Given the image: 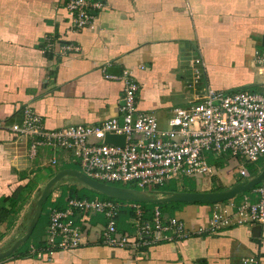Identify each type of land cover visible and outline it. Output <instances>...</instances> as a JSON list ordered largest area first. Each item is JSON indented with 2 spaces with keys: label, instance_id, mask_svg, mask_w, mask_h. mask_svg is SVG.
<instances>
[{
  "label": "crops",
  "instance_id": "obj_1",
  "mask_svg": "<svg viewBox=\"0 0 264 264\" xmlns=\"http://www.w3.org/2000/svg\"><path fill=\"white\" fill-rule=\"evenodd\" d=\"M101 2V9L92 12L91 27L76 31L62 0H0V250L23 235L37 190L56 171L78 167L64 151L44 148L36 157H27V142L9 129L20 120L24 105L39 114L46 130L95 125L119 115L123 82L104 75L120 77L129 71L139 84L137 108L153 112L165 127L170 109L192 100L203 84L217 91H252L263 80L254 51L264 47V0ZM47 39L72 43L79 50L45 53ZM197 57L203 64L201 78L195 81L191 62ZM53 157L57 165L50 163ZM209 162L217 174L205 190L197 185L195 190L229 187L242 180L230 170L227 157ZM68 180L59 186L78 191L83 187ZM246 195L256 199L251 189L217 204L180 205L173 215L194 230L206 223L212 210L234 208ZM125 212L118 228L129 231ZM91 221L102 223L103 218L91 215ZM87 240L79 248L56 251L49 260L37 258L34 246L25 253L19 247L0 264H239L246 257L264 264V223L161 243L137 255L99 245L92 237Z\"/></svg>",
  "mask_w": 264,
  "mask_h": 264
},
{
  "label": "built area",
  "instance_id": "obj_2",
  "mask_svg": "<svg viewBox=\"0 0 264 264\" xmlns=\"http://www.w3.org/2000/svg\"><path fill=\"white\" fill-rule=\"evenodd\" d=\"M62 4L70 26L76 31L91 27L92 12L103 6L101 0H62ZM42 50L65 55L79 48L47 39ZM254 60L263 77L257 90L224 92L203 84L192 100L170 109L165 127L159 125L153 112L137 108L139 84L129 71H124L120 77L104 75L123 82L118 117L95 125L78 123L46 130L39 114L24 105L20 120L9 129L27 142L28 158L36 157L44 148L64 151L86 176L110 184H132L136 189L156 191L169 182L178 181L182 185L188 179L204 187L217 174L210 158L220 157H227L230 170L246 180L251 177L246 165L264 156V47L255 49ZM191 64L198 81L202 60L197 57ZM106 135H122V144L105 142ZM50 163L57 165L56 158ZM60 192L61 189L51 191V203L56 202ZM252 192L256 199L246 195L234 208L214 209L206 223L194 230L176 216L165 214L157 204L147 210L140 203L122 204L112 198H66L63 208H49L45 244L31 251L37 258L49 260L56 251L79 248L92 237L99 245L137 255L161 243L214 234L231 226L261 224L264 181ZM123 207L132 210L129 231L117 226ZM91 215H101L103 222L91 223ZM239 264L259 263L255 257H246Z\"/></svg>",
  "mask_w": 264,
  "mask_h": 264
},
{
  "label": "water",
  "instance_id": "obj_3",
  "mask_svg": "<svg viewBox=\"0 0 264 264\" xmlns=\"http://www.w3.org/2000/svg\"><path fill=\"white\" fill-rule=\"evenodd\" d=\"M262 46H264V37ZM122 135H106L105 142L122 144ZM66 179L76 181L82 186L94 190L108 198L136 202L141 204H157L176 202L185 204H217L228 201L243 194L264 181V166L254 175L246 180H241L229 187L212 191H169L156 190L147 191L133 187L118 186L102 181H97L86 176L80 170L75 168H62L44 185L37 190V197L31 205L29 220L22 236L9 242L4 249L0 250V260L12 255L21 247L31 236L42 213L43 204L47 201L51 191L59 186Z\"/></svg>",
  "mask_w": 264,
  "mask_h": 264
},
{
  "label": "trees",
  "instance_id": "obj_4",
  "mask_svg": "<svg viewBox=\"0 0 264 264\" xmlns=\"http://www.w3.org/2000/svg\"><path fill=\"white\" fill-rule=\"evenodd\" d=\"M262 157H264V156H262ZM261 158H259L258 161L255 162V163H253L252 165L250 163L247 164L250 175L256 174L257 169L253 168V166L254 165L255 166L258 165V163L261 160ZM218 166H220V163L218 164ZM258 166L260 167V165H258ZM74 168H75V166H74ZM76 169H77V167H76ZM187 180L188 179H184L183 180V183L185 184ZM111 184L118 185V186H125V187H133V188H135V186L132 185V184H119V183H111ZM184 184H182L181 186H183ZM60 188H61L60 196L56 200L55 203H51L50 200H49V197H48L47 201L43 204L42 213L40 215V218H39V221H38L36 227L34 228V230H33L32 234H31L30 238L19 248L18 251H23V253H25L32 246H34L35 248H40L41 246H43L45 244L44 241H43L44 239L42 240V235H43L42 225H44L45 222H46V224H48L49 208L51 206L58 207V208H63L64 205H65V199L66 198H72V197L88 198V199H93V198L110 199V198L106 197L105 195L99 194L96 191L91 190V189H88V188H86L84 186L80 188V191H78L79 189H77L75 186L61 185ZM184 188H185V185H184V187H181V190H178L175 187H172L171 182H169L168 184H166L162 188H160V190H169V191H197L195 189H190L189 190V189H184ZM220 189H223V188H221V187H214V188H212L209 191H212V190H220ZM247 192H249V191H247ZM77 193H78L79 196H76ZM118 202H120L122 204H125L126 203V201H119V200H118ZM184 204L185 203L170 202V203H165V204H162V205H159V206H160L161 210L165 214L168 213L167 215H173L174 211L180 205H184ZM141 205L144 208H146L147 210H149L154 204H141ZM123 212H125V211L122 210V209L119 212V215L117 217V226L119 224V222H118L119 221L118 220L119 219V216ZM128 212H125L127 214L126 217L131 218L132 213L129 215ZM91 223H95V221H91ZM40 224H42V225L40 226ZM44 235H45V233H44Z\"/></svg>",
  "mask_w": 264,
  "mask_h": 264
},
{
  "label": "rangeland",
  "instance_id": "obj_5",
  "mask_svg": "<svg viewBox=\"0 0 264 264\" xmlns=\"http://www.w3.org/2000/svg\"><path fill=\"white\" fill-rule=\"evenodd\" d=\"M258 165H260V168H262L263 167V165H264V157H262L261 158V160L259 161V163H258ZM74 166V165H73ZM78 168V167H77ZM260 170V169H259ZM258 170V171H259ZM257 171V172H258ZM256 172V173H257ZM68 181H70V180H68ZM171 185H172V187H175L176 189H178V190H180L181 188L180 187H182L181 186V184L178 182V181H173V182H171ZM197 184H196V182L194 181V180H187L186 181V185H185V188L184 189H196V187L198 186H196ZM59 187H61V186H59ZM213 188V187H212ZM211 187H207V189L208 190H211L212 189ZM221 188H225V187H221ZM61 189V188H60ZM202 189H206V187H202Z\"/></svg>",
  "mask_w": 264,
  "mask_h": 264
}]
</instances>
